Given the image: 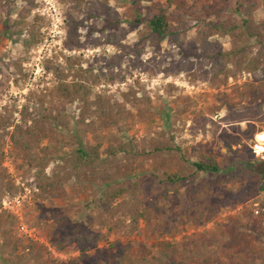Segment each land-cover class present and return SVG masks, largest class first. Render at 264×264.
Returning a JSON list of instances; mask_svg holds the SVG:
<instances>
[{
	"label": "rangeland",
	"instance_id": "374dc122",
	"mask_svg": "<svg viewBox=\"0 0 264 264\" xmlns=\"http://www.w3.org/2000/svg\"><path fill=\"white\" fill-rule=\"evenodd\" d=\"M234 2L0 0V264H157L168 256L188 257L186 264H203L206 257L264 264V191H258L260 176L248 169L264 158V95L249 121L232 115L254 108L236 98V88L251 78L236 64L264 45L222 33L209 37L214 48L204 50L199 36L208 23L228 17L240 24ZM258 2L256 23L264 20V1ZM156 6L167 8L172 26L186 24L177 44L148 32L144 20ZM69 22L77 24L78 47L65 46ZM58 82L82 83L88 96L59 100ZM99 102H109L108 116L99 115ZM56 111L66 128L51 120L46 131L27 134L32 118ZM247 122L252 136L243 134ZM232 137L247 149L228 148ZM119 146L139 157L118 153L122 167L112 182L126 193L108 207L121 205L111 214L101 200L104 168L96 162L74 172L69 161L80 147H98L105 159ZM157 146L172 149L164 151L161 171L190 175L191 164L210 159L218 171L194 175L187 193L158 220L139 221V231L133 230V194L141 198L158 186L146 157ZM237 169L244 171L240 181L193 193ZM40 172L61 185L64 197L39 198ZM5 198L14 201L12 209L2 208Z\"/></svg>",
	"mask_w": 264,
	"mask_h": 264
},
{
	"label": "trees",
	"instance_id": "16d2710c",
	"mask_svg": "<svg viewBox=\"0 0 264 264\" xmlns=\"http://www.w3.org/2000/svg\"><path fill=\"white\" fill-rule=\"evenodd\" d=\"M146 2H151V0H144ZM264 1V0H263ZM260 2V1H259ZM258 0H235L234 6L235 11L240 12L243 15L240 24H237L234 18L228 17L225 23L216 22L215 24L208 23L206 30L199 33L201 44H203L204 50H210V48H214V43L209 42L207 39L214 34H230L233 38H254L260 44L264 45V20L256 23L253 18V14L256 9L259 8ZM142 22V21H141ZM144 23L148 29V32L156 37L158 41H163L165 39L177 44L179 42V38L181 33L186 30V24L181 23L178 26H172L170 22V16L166 7L156 6L153 9V12L149 18L144 20ZM238 31V32H236ZM66 47H78V39H77V24L74 22H69L67 24V40L65 42ZM220 53V52H219ZM221 55V54H220ZM227 54L224 53V57L226 59ZM244 57V56H243ZM245 62L237 63V69H244L251 74V78L248 82L243 83L241 89L236 88V98L243 102L246 101L250 106L253 105V109L243 110L241 113H233V117L235 120L241 119L243 117H247V119L242 121H249L250 118H253L254 115L251 112L260 111L262 108L261 104H258V100L260 97L264 95V49H258L256 54L248 59L244 60ZM58 74V73H57ZM59 77H63V74H58ZM86 87L82 83H68V82H58L54 88V95L59 100H63L67 103H73L75 100L80 97L81 99H85L87 95ZM82 95V96H81ZM145 101H148L147 99ZM99 106L97 107V111L99 115L108 116L107 113H104V104L108 105L109 102H99ZM147 106V105H146ZM234 106L232 104L229 105ZM233 110V108H232ZM252 110V111H251ZM254 110V111H253ZM25 118V117H23ZM27 119V118H25ZM54 121L56 125L61 127H67V121L64 116L59 112H55V115H42L38 118L31 119V126L27 128V134L33 135L37 133H42L46 131V124L50 123V121ZM4 122L0 119V131L3 128ZM247 128L243 131V134L246 135L250 132V136L254 134V129L252 128L249 122L246 123ZM261 134V133H259ZM252 138V137H251ZM249 138V139H251ZM11 141L16 142V128L11 133ZM233 146H241V148L247 149V146L244 142H242L239 137H232L228 148ZM164 151H172L169 148H162L161 146H157L154 148L152 152L146 153V157L148 160H151L153 166L150 170L151 176L154 180L158 182V186L153 185L151 189L141 197H134L133 201L135 202L130 206L131 209V217L130 223L131 228L133 230L139 231V221L149 222L151 220L156 221L160 218V216L166 210V207L179 201L180 194L187 193V189L192 185L194 175L200 173H216L218 171V163L214 160L202 161L198 160L194 162L192 165L193 171L190 175H185L183 171L168 173L164 170L161 171L159 167V163H164L162 155ZM125 153L124 157H132L138 158L139 155L135 152L129 153L124 146H119L118 149H109L107 150V155L110 158L101 159L100 158V150L98 147H89L78 148L74 154L73 158L70 159V169L74 172H78L82 168H86L88 166H92L94 163L98 162L97 167H102L107 172L105 182L103 183L102 196L101 199L104 203V207L110 211L111 214L116 213V209H119L121 205H117L114 208H108L117 197L122 196L126 193L125 189L119 187L117 182L114 184L115 174L121 168V161L118 158V153ZM244 171L241 169L231 170L228 175H224L223 177H219L214 181L207 182L202 190L194 187L193 193H198L199 195L202 192L210 193L215 188H218L227 182L231 181H240L241 175H243ZM43 173H37L35 175V180L37 181V189L39 198H50L53 196L64 197L65 193L63 192L60 184H56L50 179L44 178ZM140 184L134 182L133 186L135 190L138 188ZM13 186L10 185V189ZM141 188H145V186H141ZM258 191H264V181L259 182ZM147 194V195H146ZM5 194H0V200ZM197 199L198 197L195 196ZM175 210H178L175 207ZM251 215V214H249ZM1 217V214H0ZM3 226V224H1ZM7 230H3L4 239L8 236ZM59 247V242H56ZM69 243V242H68ZM62 247V246H61ZM188 257H185V261L178 260L174 256H168L164 260L155 259L157 264H186ZM211 260H213L214 264H219L218 258L206 257L203 260V264H211ZM33 264H36L35 262ZM40 264H54L52 261H48L47 259H40Z\"/></svg>",
	"mask_w": 264,
	"mask_h": 264
},
{
	"label": "water",
	"instance_id": "95a60500",
	"mask_svg": "<svg viewBox=\"0 0 264 264\" xmlns=\"http://www.w3.org/2000/svg\"><path fill=\"white\" fill-rule=\"evenodd\" d=\"M248 169L252 174L260 176L261 180L264 181V158L250 163Z\"/></svg>",
	"mask_w": 264,
	"mask_h": 264
},
{
	"label": "built area",
	"instance_id": "2783aa9c",
	"mask_svg": "<svg viewBox=\"0 0 264 264\" xmlns=\"http://www.w3.org/2000/svg\"><path fill=\"white\" fill-rule=\"evenodd\" d=\"M47 4V2H45ZM48 8H49V4H48ZM13 200H10L8 198H5L2 200L1 205L3 209H12V204H13Z\"/></svg>",
	"mask_w": 264,
	"mask_h": 264
},
{
	"label": "bare ground",
	"instance_id": "6f19581e",
	"mask_svg": "<svg viewBox=\"0 0 264 264\" xmlns=\"http://www.w3.org/2000/svg\"><path fill=\"white\" fill-rule=\"evenodd\" d=\"M260 141H264V138H262Z\"/></svg>",
	"mask_w": 264,
	"mask_h": 264
}]
</instances>
